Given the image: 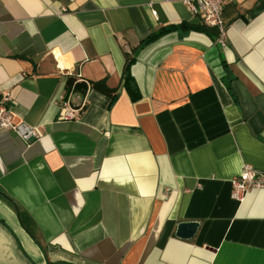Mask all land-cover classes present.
<instances>
[{
	"label": "crops",
	"instance_id": "crops-1",
	"mask_svg": "<svg viewBox=\"0 0 264 264\" xmlns=\"http://www.w3.org/2000/svg\"><path fill=\"white\" fill-rule=\"evenodd\" d=\"M222 15L224 47L214 29L143 45L202 25L180 2L0 0V99L39 133L0 130V264H264V189L231 188L264 173V0Z\"/></svg>",
	"mask_w": 264,
	"mask_h": 264
},
{
	"label": "built area",
	"instance_id": "built-area-1",
	"mask_svg": "<svg viewBox=\"0 0 264 264\" xmlns=\"http://www.w3.org/2000/svg\"><path fill=\"white\" fill-rule=\"evenodd\" d=\"M163 2H180L187 10L200 21V24L208 29L216 31V43L225 46L226 25L223 20V10L232 0H162ZM156 16V11L152 10ZM8 97L0 99V130L8 131L16 135L25 143L34 142L39 138L37 127L28 123H14L11 112L7 108ZM84 112V105L77 110L63 103L60 107L62 120H74ZM232 197L241 201L243 197L253 189H264V173L254 170L249 165H244L241 173L231 180Z\"/></svg>",
	"mask_w": 264,
	"mask_h": 264
},
{
	"label": "trees",
	"instance_id": "trees-1",
	"mask_svg": "<svg viewBox=\"0 0 264 264\" xmlns=\"http://www.w3.org/2000/svg\"><path fill=\"white\" fill-rule=\"evenodd\" d=\"M208 28H205L203 26H187L186 24H180V25H172L169 27H164V28H160L159 31H157L156 33H153L151 35H149L143 42L142 44H148L152 41H154L155 39L170 33V32H178V33H185L188 31H195V32H203L209 35L210 38H212V34L208 33ZM131 61H129L125 68H124V78H123V88L126 91V93L128 94L130 100L132 102L137 101L140 98V95L137 91L134 79L132 78L129 68L131 65Z\"/></svg>",
	"mask_w": 264,
	"mask_h": 264
},
{
	"label": "water",
	"instance_id": "water-1",
	"mask_svg": "<svg viewBox=\"0 0 264 264\" xmlns=\"http://www.w3.org/2000/svg\"><path fill=\"white\" fill-rule=\"evenodd\" d=\"M198 227L199 224L194 221L178 223L175 236L181 240H189L196 234Z\"/></svg>",
	"mask_w": 264,
	"mask_h": 264
}]
</instances>
